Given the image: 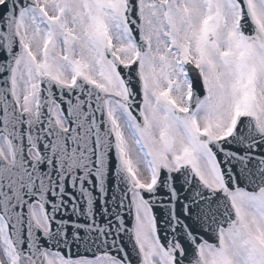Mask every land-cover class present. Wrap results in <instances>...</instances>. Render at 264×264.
I'll return each mask as SVG.
<instances>
[{
	"label": "snow or ice",
	"instance_id": "1",
	"mask_svg": "<svg viewBox=\"0 0 264 264\" xmlns=\"http://www.w3.org/2000/svg\"><path fill=\"white\" fill-rule=\"evenodd\" d=\"M0 264H264V0H0Z\"/></svg>",
	"mask_w": 264,
	"mask_h": 264
}]
</instances>
